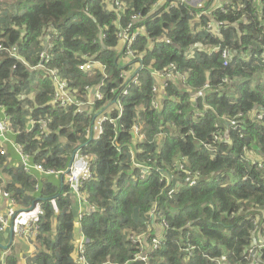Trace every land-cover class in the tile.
Masks as SVG:
<instances>
[{
	"label": "trees",
	"instance_id": "1",
	"mask_svg": "<svg viewBox=\"0 0 264 264\" xmlns=\"http://www.w3.org/2000/svg\"><path fill=\"white\" fill-rule=\"evenodd\" d=\"M24 1L29 4L21 12ZM24 1L10 3L16 10H5L0 24V121L8 118L11 142L45 170H64L77 147L91 158L92 175L83 190L93 209L77 221L86 262L251 264L250 246L260 240L264 245V1L263 9L252 0H218L222 8L215 0L164 5L149 19L140 18L149 37L165 40L152 48L146 37L134 41L143 67L127 94L116 83L128 68L119 66L124 51L117 20L125 24L132 14L145 16L156 0H120L125 10L119 16L102 0ZM202 9L211 13L195 19ZM210 22L219 33L210 30ZM213 46L229 48L233 57L224 64L220 50L209 53ZM85 56L102 63L108 74L94 109L114 98L122 108L114 124H103L98 139L85 135L93 114L74 111V104L62 109L51 99L54 69L74 100L85 101L86 87L102 78L97 69L79 68ZM170 64L184 80H168L160 108L153 107L151 72ZM6 148L0 141L3 194L21 210L41 207L28 263L73 264L77 211L68 186L60 178L58 184L49 180L55 175L24 170L21 161L13 165ZM246 150L256 160H248ZM135 164L147 169L143 177ZM161 220L167 225L159 248L130 238L146 233L149 243ZM254 252L264 264V246ZM139 254L147 259H136ZM21 256L12 251L4 262L21 264Z\"/></svg>",
	"mask_w": 264,
	"mask_h": 264
},
{
	"label": "built area",
	"instance_id": "2",
	"mask_svg": "<svg viewBox=\"0 0 264 264\" xmlns=\"http://www.w3.org/2000/svg\"><path fill=\"white\" fill-rule=\"evenodd\" d=\"M106 8L114 12L117 16H119L120 12H124L125 6L120 0H102ZM264 0H252V2L258 6L259 8L263 9V2ZM180 3H194L197 6H201L202 1L201 0H156V2L152 5L150 11L145 15L141 14H132L129 17V21L125 24L121 22L120 19L117 20V32L116 35L120 40V43L122 45V49L124 51L123 59L120 61L119 66L125 67L127 66V69H123L120 73V77H122L121 83H117V86L121 89L122 94H127V88L131 84H138V70L143 67L142 60L140 58L141 54H137L132 49V44L134 41L137 40L138 37H146V45L149 48H152L155 46V44L159 41L165 40V36H160L155 39H152L149 37L146 33L145 27L143 24L138 22L140 18H146L157 12L162 6L166 5L167 7H176ZM213 5L215 7L222 8V6L219 4L218 0H215L213 2ZM240 5V4H239ZM210 10L202 9L201 11L197 12L195 14V19H198L201 14H210ZM210 30L214 33H219L220 29L219 27L213 23L210 22L207 25ZM120 45V46H121ZM194 47L189 48L188 53L186 56H190L193 54ZM221 53L222 58L224 59V64H227L229 59L233 57V53L229 48H223L220 49L219 46H213L208 49L209 53L213 51H219ZM41 57H44V53L40 54ZM85 62L84 64L80 65L79 68L86 71V70H94L97 69L101 72L102 78L101 80L94 86H87L86 87V95H85V101H78L74 100L73 95L71 94V90L67 84V81L63 79L57 70H50V79L53 83V94H52V103L56 105L57 107H60L62 109L67 108L71 105H76L74 111L76 112H85L87 115L93 114V121L91 124L90 129L85 130V135L92 138L94 136L95 139H98L100 135L103 132V124L105 122L113 123L115 122L116 118H118L121 114V104L119 101L114 98L110 99L104 108H102L99 111H96L93 107V103L100 101L103 99V93H102V87L105 84V81L108 77V74L106 72L105 66L100 63L98 60H96L93 57H87L85 56ZM138 59V60H135ZM175 65L170 64L168 65L163 71H153L151 72V77L154 78L155 84L152 87V92L154 93V97L152 100V106L153 107H159L161 99L165 96V85L168 80H176L183 81L184 77L182 75L177 74L175 71ZM112 111L117 112L116 117L112 116ZM200 114V113H198ZM255 115V112H254ZM258 118L261 117V114H257ZM34 121L32 119H29V127L31 128L33 126ZM38 123L41 125L42 128L46 130V121L42 118L38 120ZM229 123L231 125H234L236 127V122L234 120H230ZM133 133L138 136L139 135V128L137 125H134L132 128ZM11 133L10 123L8 118H4L0 121V141L2 143L10 142L20 157L21 165L24 170L26 171H37L39 173L45 174V175H55L59 178L62 177V182L66 184L69 188V196L71 199L74 200V203L72 206L77 211L76 220L78 221L85 212L90 211L93 209L92 206H89L86 201V194L83 190L84 182L89 180L92 175V162L91 158L82 152L80 147H77L74 150V158L71 163V165L66 167L64 170L61 171H55L53 169H47L45 170L41 164H35L30 162V156L23 153L22 146L20 144H14L9 139L8 136ZM219 136L215 135L214 139H218ZM3 147V146H2ZM4 150V149H2ZM3 151H1V154ZM246 158L248 160H251L250 152L249 150H246ZM253 159V158H252ZM256 160V159H254ZM254 160H251L252 162ZM136 168L141 167L139 164H135ZM68 169V170H67ZM147 169L141 167V174L140 177H143L146 173ZM197 178V175H194L190 185L194 183V180ZM3 188V182H0V191ZM10 202L12 204H15L14 201L9 197ZM41 211V207L39 205H36L35 208L32 210V214L28 218V220L25 223H17L14 225V230L18 236L25 237L26 239H34V237L37 235V229H38V223H37V214ZM151 216H154V212L151 213ZM166 222L164 220H161L159 223H155L152 229L155 230L154 236L152 237L151 241L147 242V234L142 233L135 236H131L130 238L138 244H141L142 247L150 246L153 248H159L162 241L164 240V227L166 226ZM8 226V218L6 214L0 213V232L4 231L6 227ZM262 242L256 241L254 244H252L248 250V253L252 254V260L251 264H258V254L257 252H254L255 247H262L263 244H258ZM85 238L80 232L78 228H76L73 231V245H74V252L72 253L73 257V264H88L86 262V259L84 257L85 253ZM258 244V245H257ZM257 245V246H256ZM190 247L188 248L189 251ZM36 250V246L34 245L33 251ZM32 251V253H33ZM253 252V253H252ZM136 259H140L145 261L147 259L146 254H139ZM25 264H29L27 260L25 261ZM223 264V263H222ZM238 264V263H235Z\"/></svg>",
	"mask_w": 264,
	"mask_h": 264
},
{
	"label": "crops",
	"instance_id": "3",
	"mask_svg": "<svg viewBox=\"0 0 264 264\" xmlns=\"http://www.w3.org/2000/svg\"><path fill=\"white\" fill-rule=\"evenodd\" d=\"M6 144H7V148L4 150L7 152L8 156H9L10 153L8 151V147L12 146V145L10 144V142H7ZM11 149L13 150V153L16 156H18L17 153L15 152V150L13 149V146L11 147ZM9 159H10V161H13L12 157H10V156H9ZM2 191L3 190L0 191V213L6 214V216L8 218V226L6 227V229L4 231L0 232V236L5 238V242H0V243L7 247V248H1L0 247V261H1V264H5L4 261H5L6 256L9 253H11L12 251H15L18 256L19 255L23 256L26 254L24 257L21 256L22 258L20 261L21 264H25V261L28 259L27 256L32 253L33 247H34V245L36 246V244L34 243V240H32V239H26L25 237L18 236L16 234L15 230L13 231L11 243L9 244V238H10L9 228L14 227V225L17 224L15 222H16V219L18 218L17 215L19 213L31 212V210H26V209L21 210L18 205L12 204L10 202V199L7 198L6 195H4ZM16 210H19V212L15 215V214H13V211H16ZM77 228H78V225H77Z\"/></svg>",
	"mask_w": 264,
	"mask_h": 264
},
{
	"label": "rangeland",
	"instance_id": "4",
	"mask_svg": "<svg viewBox=\"0 0 264 264\" xmlns=\"http://www.w3.org/2000/svg\"><path fill=\"white\" fill-rule=\"evenodd\" d=\"M19 0H0V24H1V20L4 18V15L7 14L8 12H5V10L7 11H15V6L14 5H11L10 3H15ZM24 1V0H23ZM25 2V1H24ZM29 3L28 2H25V5L23 7L20 8V11H24V9L26 8V6L28 5ZM27 92H25L24 94H26ZM33 94V92H28L26 94V96H29L31 97ZM24 105H26V103H24ZM8 139L10 140V135L8 136ZM12 146H9L8 147V151L10 153V157H12L13 159V165L17 166L18 164H20V157L19 155L16 156L14 153H13V150L11 149ZM14 149V148H13ZM49 180L58 184V181H59V177L58 176H51L49 177ZM15 212V211H13ZM31 215V212H22V213H19L17 215V219H16V222L15 223H25L28 218L30 217ZM77 220H76V223H74L75 227L77 228ZM0 242H5V238H3L2 236H0Z\"/></svg>",
	"mask_w": 264,
	"mask_h": 264
},
{
	"label": "water",
	"instance_id": "5",
	"mask_svg": "<svg viewBox=\"0 0 264 264\" xmlns=\"http://www.w3.org/2000/svg\"><path fill=\"white\" fill-rule=\"evenodd\" d=\"M73 158H74V153L70 156V160L68 162V167L71 165V163L73 161ZM60 181L62 182V177H60ZM32 208H33V206L30 207V210ZM12 235H13V227L9 228V236H10V238H9V244L11 243ZM0 247L1 248H7L6 246L2 245L1 243H0Z\"/></svg>",
	"mask_w": 264,
	"mask_h": 264
},
{
	"label": "clouds",
	"instance_id": "6",
	"mask_svg": "<svg viewBox=\"0 0 264 264\" xmlns=\"http://www.w3.org/2000/svg\"><path fill=\"white\" fill-rule=\"evenodd\" d=\"M192 47H193V46H192ZM190 48H191V47H190ZM188 50H189V49H188ZM188 50L186 51V54L188 53ZM190 56H192V54H191ZM158 108H160V107H158ZM72 154H73V153H72ZM72 154H71V155H72ZM13 228H14V227H13ZM13 231H14V229H13Z\"/></svg>",
	"mask_w": 264,
	"mask_h": 264
}]
</instances>
